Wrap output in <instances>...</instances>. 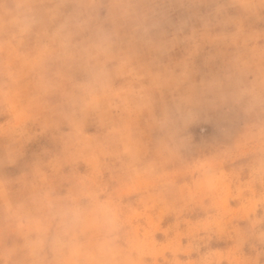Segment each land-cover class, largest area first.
<instances>
[{"label":"clouds","instance_id":"obj_1","mask_svg":"<svg viewBox=\"0 0 264 264\" xmlns=\"http://www.w3.org/2000/svg\"><path fill=\"white\" fill-rule=\"evenodd\" d=\"M0 264H264V0H0Z\"/></svg>","mask_w":264,"mask_h":264}]
</instances>
